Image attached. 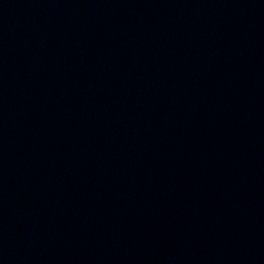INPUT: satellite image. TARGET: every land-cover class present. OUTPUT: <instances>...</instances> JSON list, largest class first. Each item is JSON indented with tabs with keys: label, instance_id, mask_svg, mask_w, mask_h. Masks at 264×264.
Returning a JSON list of instances; mask_svg holds the SVG:
<instances>
[{
	"label": "water",
	"instance_id": "1",
	"mask_svg": "<svg viewBox=\"0 0 264 264\" xmlns=\"http://www.w3.org/2000/svg\"><path fill=\"white\" fill-rule=\"evenodd\" d=\"M0 264H264V0H0Z\"/></svg>",
	"mask_w": 264,
	"mask_h": 264
}]
</instances>
